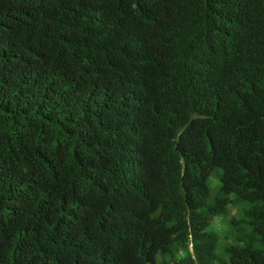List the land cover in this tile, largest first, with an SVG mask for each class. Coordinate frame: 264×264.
<instances>
[{
    "label": "trees",
    "instance_id": "16d2710c",
    "mask_svg": "<svg viewBox=\"0 0 264 264\" xmlns=\"http://www.w3.org/2000/svg\"><path fill=\"white\" fill-rule=\"evenodd\" d=\"M170 263L264 264V0H0V264Z\"/></svg>",
    "mask_w": 264,
    "mask_h": 264
},
{
    "label": "rangeland",
    "instance_id": "374dc122",
    "mask_svg": "<svg viewBox=\"0 0 264 264\" xmlns=\"http://www.w3.org/2000/svg\"><path fill=\"white\" fill-rule=\"evenodd\" d=\"M210 184H211V181H210ZM211 189H214L212 185H210ZM234 212V210H232ZM224 221L226 222V226H222L220 225V229H221V235H222V238H223V243L224 242H227L228 239L233 235V229L231 226H227V225H230L229 221H230V217L227 216L226 217V220L224 219ZM170 264H173V263H170Z\"/></svg>",
    "mask_w": 264,
    "mask_h": 264
}]
</instances>
